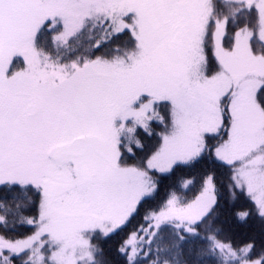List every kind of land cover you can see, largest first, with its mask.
Here are the masks:
<instances>
[{"label":"rangeland","instance_id":"rangeland-1","mask_svg":"<svg viewBox=\"0 0 264 264\" xmlns=\"http://www.w3.org/2000/svg\"><path fill=\"white\" fill-rule=\"evenodd\" d=\"M243 1L258 11L263 46L264 0ZM195 7L206 14L196 0H0V185L30 184L41 196L30 235H0V261L49 238L50 264L91 263L90 236L107 237L127 223L154 192L151 172L195 161L206 138L219 134L213 157L231 169V190L243 191L264 217V77L235 81L222 64L207 74ZM87 22L106 23L112 35L130 32L143 51L57 64L36 49L43 25L60 26L53 40L62 44ZM245 64L229 67L245 72ZM152 122L163 126L158 148L144 168L122 166L121 139ZM215 202L210 178L189 203L170 200L125 241L129 260L163 225L194 233ZM214 247L227 262L261 264L246 258L249 245Z\"/></svg>","mask_w":264,"mask_h":264},{"label":"trees","instance_id":"trees-1","mask_svg":"<svg viewBox=\"0 0 264 264\" xmlns=\"http://www.w3.org/2000/svg\"><path fill=\"white\" fill-rule=\"evenodd\" d=\"M196 1L206 14L199 13L196 7L189 10L202 30L207 74H212L222 64L235 81L247 75L262 74L264 77V45L261 46V41L256 39L260 27L258 11L243 0ZM59 29L60 26L49 29L48 25H43L34 40L36 49L57 64L96 58L111 60L119 55L131 56L143 51L130 32L112 35L106 23L92 25L87 22L62 44L53 40L54 32ZM247 37L248 41H241ZM18 61L15 58L12 67ZM235 61L246 63L243 65L246 66L245 72L229 67ZM258 100L264 108V85L258 91ZM162 107L166 118L167 108ZM226 109H223L224 127L228 126ZM162 131V124L152 122L146 130L135 128L132 139L123 137L120 142L122 166L144 168L145 161L161 142ZM221 135L208 136L203 152L195 161L176 164L167 174L151 172L154 192L139 202L127 223L107 237L94 233L90 236L96 252L89 264H237L224 260L214 247L215 241L236 250L249 245L246 258H261V264H264V217L243 191L231 190V169L213 157V149L222 140ZM207 178L212 181L216 202L212 210L195 224L194 233H183L172 225H163L151 240L141 245V251L130 261L124 243L132 234L148 226L149 215L161 211L172 199L182 205L189 203ZM40 202L39 191L30 184H1L0 235L8 240L30 235L35 228ZM48 239H42L21 254L8 256L0 264H50L53 247L47 245Z\"/></svg>","mask_w":264,"mask_h":264}]
</instances>
